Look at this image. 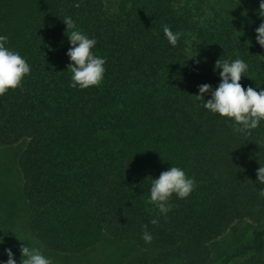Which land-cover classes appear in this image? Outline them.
<instances>
[{"label":"trees","instance_id":"obj_1","mask_svg":"<svg viewBox=\"0 0 264 264\" xmlns=\"http://www.w3.org/2000/svg\"><path fill=\"white\" fill-rule=\"evenodd\" d=\"M259 5L0 0V35L31 67L21 87L0 96V183L25 204L11 213L0 194L2 234L53 264H264V122L238 134L193 96L200 85L218 87L219 59H243L241 84L264 88ZM65 16L107 59L98 87H71ZM164 25L183 33L176 46ZM171 166L194 178L195 190L174 195L161 216L147 200L151 180ZM243 223L250 241L218 259L215 243Z\"/></svg>","mask_w":264,"mask_h":264},{"label":"clouds","instance_id":"obj_2","mask_svg":"<svg viewBox=\"0 0 264 264\" xmlns=\"http://www.w3.org/2000/svg\"><path fill=\"white\" fill-rule=\"evenodd\" d=\"M79 3L74 7H79ZM259 15L264 17V0H260ZM63 23L67 27L70 47L67 56L70 60L68 70L71 73V87L81 90L98 87L104 80L107 59L95 54L93 49L97 45L95 38H89L77 26L71 16H65ZM163 32L169 44L176 46L183 33L173 32L168 25L163 26ZM256 42L264 48V23L256 29ZM8 37L0 35V96L10 90L22 86L25 77L30 74L31 67L27 61L8 46ZM219 71L220 84L213 90L211 85L203 84L198 88L197 100L203 101L202 107L213 115L227 118L232 122L233 131L241 135H249L264 122V88H245L241 84L242 77H248V64L243 59L218 60L214 71ZM259 89V91L257 90ZM210 99L205 100V96ZM257 180L264 184V167L257 171ZM195 190V180L176 166H171L160 173L159 177L151 180L149 199L147 203L154 205L161 216H167L172 210L171 198L187 199ZM264 196V190L260 191ZM158 219L151 220L152 225L158 224ZM142 239L146 243L153 240L148 226H143ZM3 244L4 241L0 238ZM20 264H53V261L43 254L41 248L22 244L20 247ZM6 261L0 264H17L11 248L5 249Z\"/></svg>","mask_w":264,"mask_h":264},{"label":"rangeland","instance_id":"obj_3","mask_svg":"<svg viewBox=\"0 0 264 264\" xmlns=\"http://www.w3.org/2000/svg\"><path fill=\"white\" fill-rule=\"evenodd\" d=\"M20 148V149H19ZM19 150H21V147L19 145L18 147ZM4 149H0V153L3 154L4 157L7 156V153H3ZM8 181L9 179L6 178ZM6 180V182H7ZM3 183H0V191L3 190V192H0L1 195H5L3 198V201L7 204H9V210L11 213L17 212L19 210H23L25 208V204L22 199L21 192L19 190H14V192L11 193L9 192V188H7ZM8 213V211H7ZM10 216V214L8 213ZM236 229H239L237 233H232L229 232L228 237L226 239H222L219 242L215 243L214 249L219 252V255L217 256L218 259H224L228 254L232 253L233 251L236 250L242 243H248L250 240V231L251 229L247 228V225L239 224L236 226ZM0 238L3 239L4 243L0 244V261H6L7 256L5 255V249L6 248H11V250L14 253L15 259L17 260V264H20L21 260V252H20V247L21 245L17 246V242L14 240L6 238L1 230H0ZM2 243V241H0ZM34 246V245H30Z\"/></svg>","mask_w":264,"mask_h":264}]
</instances>
